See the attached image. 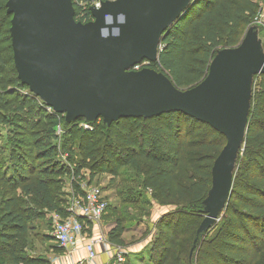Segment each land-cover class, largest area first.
I'll return each instance as SVG.
<instances>
[{
	"label": "trees",
	"instance_id": "obj_1",
	"mask_svg": "<svg viewBox=\"0 0 264 264\" xmlns=\"http://www.w3.org/2000/svg\"><path fill=\"white\" fill-rule=\"evenodd\" d=\"M6 3L0 0V124L12 128L6 139L7 154L0 153V264L47 263L32 256L33 221L43 219L44 210L65 214L59 195L67 167L53 160L58 125L64 130L62 137L71 143L66 148L70 152L78 139L81 158L72 167L74 176L82 168L91 177L122 174L124 181L135 182L175 207L169 213L177 217L171 218L172 225L161 220L165 232L157 238L159 246L151 248L152 264H264V73L254 76L243 150L225 212L204 231L192 232L204 217L202 202L226 137L181 111L150 118L124 116L110 124L94 120L86 122L89 129L79 125L81 117L67 122L63 113L47 111L37 96L22 92L27 86L18 78L12 46L10 50V44H5L11 41L12 16ZM74 5L76 21L92 19L90 6ZM257 10L253 0H191L182 16L162 33L163 48L150 67L177 88L197 85L219 48L239 44ZM11 86L15 90L8 89ZM10 105L20 113L14 123L3 113ZM120 167L123 173L118 172ZM124 228L123 219L117 217L107 233L108 241L124 247ZM188 235H193L192 243L185 240Z\"/></svg>",
	"mask_w": 264,
	"mask_h": 264
},
{
	"label": "water",
	"instance_id": "obj_2",
	"mask_svg": "<svg viewBox=\"0 0 264 264\" xmlns=\"http://www.w3.org/2000/svg\"><path fill=\"white\" fill-rule=\"evenodd\" d=\"M190 2H102L91 9L93 20L83 23L75 20L70 0H7L14 65L21 83L67 120L101 116L111 123L124 116L181 111L207 122L226 137L218 158L229 194L232 152L248 126L247 77L264 73V63H256L238 45L216 55L206 77L185 90L152 68L130 70L142 59L158 61L162 33ZM106 12L126 14L119 38H100ZM216 213L206 219L211 222Z\"/></svg>",
	"mask_w": 264,
	"mask_h": 264
},
{
	"label": "rangeland",
	"instance_id": "obj_3",
	"mask_svg": "<svg viewBox=\"0 0 264 264\" xmlns=\"http://www.w3.org/2000/svg\"><path fill=\"white\" fill-rule=\"evenodd\" d=\"M70 1L72 3L73 9L75 8L74 4H78L77 6H80L81 8H88L89 6H92L94 2V0ZM253 1L258 4V8L264 5V0ZM8 43L10 44L11 50V41L9 42L8 40H6L5 44ZM238 45H242V51L244 52V54L252 57V59H254L256 63H264V26L252 22L247 28L244 29L243 36ZM233 49L234 48L230 47L219 48L216 51L215 56L219 54L230 53ZM155 71L161 73L160 71ZM254 76L255 75H249L247 77L246 99L248 114L252 103L251 99L255 83ZM15 88L16 87L11 86L8 89L15 90ZM189 88L192 87H181L179 89L185 90ZM22 92L26 94L32 93L29 90L28 86L25 89H22ZM17 111L15 110V105H10L9 107L4 109L3 113L5 112L6 117L14 123V119H16L14 118V116L16 114H20ZM63 115L65 117L64 113ZM153 116L155 115L148 116L142 114L139 117L150 118ZM81 118H83V120L79 121V125L80 123H86L94 120L103 122L104 124H110L101 116L97 117L94 120H87V118L85 117ZM65 120L67 122L72 121L67 120L66 118ZM115 121L116 120H114L113 122ZM86 124L90 126L88 123ZM11 128L12 125H8L7 123L0 124V153L7 154L8 143L6 142V139ZM59 128L60 131H58ZM55 130L56 134L58 135L56 139L54 138L52 143L56 145L57 153L54 156L53 160L58 162V164L62 165L63 167H67V174L63 175L62 183L60 185L59 198L63 201V206L69 205L73 197L81 196V194H83L91 186L99 187L108 204V209L106 211V214L103 216L101 223L102 227L100 230L105 227L104 229L109 231L110 227L112 228L114 226L115 219L117 217L122 218L125 226L124 232L122 234L124 251L126 252L125 264H152L150 259V254L152 253L151 248L153 246H159L160 243L158 242L157 238L161 231L162 233L165 232V228L161 223V220L165 219L164 223L169 224L170 222V225H172L173 221H170L171 218L175 220L177 217L170 216L169 213L172 212L175 207L173 205L167 204L168 202H166L165 199L157 197L150 190H142L137 186L135 182L129 183L128 181H124L122 178V174L113 176L111 173L105 172L96 173L91 177L89 171L85 168H82L80 169L79 175L74 176V169H72V167H74L75 163L79 162L81 158L76 145L78 139L74 141V144L72 145L74 149L70 152L66 148H68L71 143L66 141L64 137H62L64 132L63 128L58 125L55 127ZM63 143L66 145L65 148H63L62 146ZM242 150L243 139L240 143H237L234 146L232 152L230 160L232 174L235 171V165L237 163L238 155L242 152ZM213 168L214 170L212 169L210 188L202 202L204 205V217H202V221H199L196 226L192 228V232L195 229L197 230V232L204 231L211 223L218 221L220 217H222V214L225 212L231 190L230 193L227 194V176L223 166L220 164L219 158L217 161H215ZM122 169L123 167H120L118 169V172L123 173L124 171ZM73 186L76 187V189H74ZM127 191H132V193L126 194ZM121 192L123 193L121 194ZM139 192H141L142 194H140ZM128 198L129 200L126 201V199ZM218 205H220L219 209H215ZM215 211L217 212L216 217L214 218V220L209 222V220L206 218L209 215H214L213 213ZM44 212L45 217L43 219H35L33 221V225L35 226L34 234L36 237L33 238L34 242L32 256L37 258H44L45 261H47L46 264H66L64 250H59L57 247H55L56 244L53 240L47 239V236H51L50 232L52 224L49 215L52 211L44 210ZM115 216L117 217L114 218ZM193 238V235L192 238L191 235H188L186 236L185 240L192 243ZM187 249H184V251H187ZM156 250L159 251V247H157Z\"/></svg>",
	"mask_w": 264,
	"mask_h": 264
},
{
	"label": "built area",
	"instance_id": "obj_4",
	"mask_svg": "<svg viewBox=\"0 0 264 264\" xmlns=\"http://www.w3.org/2000/svg\"><path fill=\"white\" fill-rule=\"evenodd\" d=\"M102 2L104 0H94L90 11L96 9L97 5L101 6ZM252 22L264 26V5L258 8ZM162 48L160 42L157 46L158 56ZM153 62L155 61L142 59L130 67V70L140 71L144 68H151ZM44 106L47 111H54L51 106L46 104ZM80 126L89 128L86 123H80ZM107 207L108 204L99 187L91 186L81 196L72 198L69 205L65 206V214L50 212L51 238L64 250L65 259L69 260L68 264H125L124 247L110 243L107 235L100 230ZM100 251L107 254L108 259L96 263ZM74 254L77 255L76 259L72 258Z\"/></svg>",
	"mask_w": 264,
	"mask_h": 264
},
{
	"label": "clouds",
	"instance_id": "obj_5",
	"mask_svg": "<svg viewBox=\"0 0 264 264\" xmlns=\"http://www.w3.org/2000/svg\"><path fill=\"white\" fill-rule=\"evenodd\" d=\"M105 3H116V0H104ZM100 5H97L99 9ZM127 23V16L125 13L120 12L113 16L111 13H104L103 24L99 29V35L101 39L119 38L121 35L120 25Z\"/></svg>",
	"mask_w": 264,
	"mask_h": 264
},
{
	"label": "crops",
	"instance_id": "obj_6",
	"mask_svg": "<svg viewBox=\"0 0 264 264\" xmlns=\"http://www.w3.org/2000/svg\"><path fill=\"white\" fill-rule=\"evenodd\" d=\"M106 213V212H105ZM105 215V214H104ZM103 219V218H102ZM105 228V227H104ZM102 229L101 230V232H103V230H104V234L105 235H107V233H108V231L107 230H105V229ZM107 228H108V226H107ZM110 229H111V227H110ZM109 229V230H110ZM122 239H123V236H122ZM72 258H77V255L76 254H74V256H72ZM108 259V255L107 254H105V253H103V252H99L98 253V256H97V258H96V263H101V262H104V261H106ZM65 261H66V264H68V262H69V260L68 259H65Z\"/></svg>",
	"mask_w": 264,
	"mask_h": 264
}]
</instances>
